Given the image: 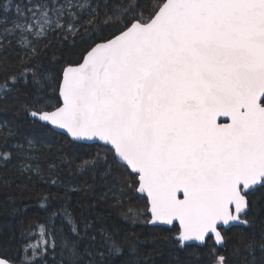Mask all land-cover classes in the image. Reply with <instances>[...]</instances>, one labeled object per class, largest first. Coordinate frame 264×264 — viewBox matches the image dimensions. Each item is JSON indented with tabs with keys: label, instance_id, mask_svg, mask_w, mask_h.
<instances>
[{
	"label": "snow or ice",
	"instance_id": "obj_1",
	"mask_svg": "<svg viewBox=\"0 0 264 264\" xmlns=\"http://www.w3.org/2000/svg\"><path fill=\"white\" fill-rule=\"evenodd\" d=\"M9 101L0 264H264V0H0Z\"/></svg>",
	"mask_w": 264,
	"mask_h": 264
},
{
	"label": "trees",
	"instance_id": "obj_2",
	"mask_svg": "<svg viewBox=\"0 0 264 264\" xmlns=\"http://www.w3.org/2000/svg\"><path fill=\"white\" fill-rule=\"evenodd\" d=\"M16 110L13 106V102L9 101L7 105H0V126L3 124H15L19 122L21 118H15ZM49 143L53 147V151L56 149L55 138H52ZM7 175V173L0 169V177ZM65 177H71L76 181L83 183L84 180H88L89 184H92L91 190L87 193V195L83 193H70V202L73 205V208L76 210V214L79 215L80 212L86 211V207L91 200V203L96 207L97 211L93 214H99L103 216L104 219L99 221V224L107 223L109 225H115L117 228L127 230L129 234L135 232L137 235L141 236L143 239L144 228L140 225H133L130 221H126L121 215V210L118 207L112 206V201L109 199L107 203H101V198L104 196V192L100 187L93 184L91 180L87 176H81L80 174H76L73 176V173L68 172L65 169L64 172ZM9 197L13 198L15 201V205L17 207H22L23 197L21 193L16 191L14 188H5L0 186V203L6 201ZM94 197V198H93ZM30 217L42 216L43 213H39L36 209L35 204L30 205V211L28 213ZM21 217L17 216L15 219L12 217L0 212V225H7L4 230L3 236H0V241L7 240L10 238L12 233H15L17 238L19 237V232L22 227L20 223ZM57 227H60L59 222H57ZM147 250L149 252L152 251L151 246H147ZM157 260L159 257H155Z\"/></svg>",
	"mask_w": 264,
	"mask_h": 264
}]
</instances>
